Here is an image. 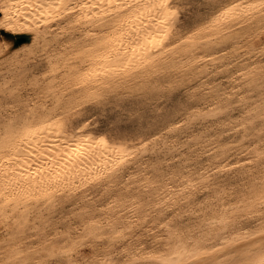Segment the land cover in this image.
<instances>
[{
  "label": "bare ground",
  "instance_id": "6f19581e",
  "mask_svg": "<svg viewBox=\"0 0 264 264\" xmlns=\"http://www.w3.org/2000/svg\"><path fill=\"white\" fill-rule=\"evenodd\" d=\"M0 264H264V0H0Z\"/></svg>",
  "mask_w": 264,
  "mask_h": 264
},
{
  "label": "snow or ice",
  "instance_id": "6c2138e0",
  "mask_svg": "<svg viewBox=\"0 0 264 264\" xmlns=\"http://www.w3.org/2000/svg\"><path fill=\"white\" fill-rule=\"evenodd\" d=\"M161 6H163V0H161Z\"/></svg>",
  "mask_w": 264,
  "mask_h": 264
}]
</instances>
